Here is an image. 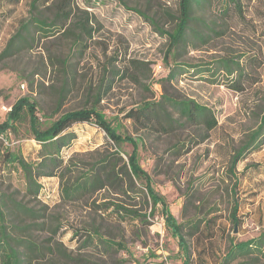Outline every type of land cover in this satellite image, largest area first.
<instances>
[{
    "label": "rangeland",
    "instance_id": "rangeland-1",
    "mask_svg": "<svg viewBox=\"0 0 264 264\" xmlns=\"http://www.w3.org/2000/svg\"><path fill=\"white\" fill-rule=\"evenodd\" d=\"M30 1L0 4V52L28 17ZM235 2L237 8L230 0L194 3L195 20L185 41L169 50L167 35L131 8L171 31L178 0H72L69 19L58 22L60 31L34 32L30 47L0 60V122L16 99L28 96L37 101L43 127L68 110L94 106L119 134L137 139L139 163L181 224L190 264H264V256L251 253L226 258L231 243L264 231V144L230 168L232 156L264 111V0ZM72 19H84L91 34L78 35L77 26L68 30ZM78 37L81 44L75 43ZM64 58L62 67L59 60ZM222 59L234 62H229V72ZM166 98L206 105L216 126L206 131L184 118L168 129L126 116L144 102L161 101L177 118ZM65 131L76 136L62 150L73 170L70 181L103 159L112 160L115 151L124 161L132 151L131 143L111 142L93 122H76ZM38 149L27 120L0 135V193L38 215L26 220L33 222L23 233L45 247L33 264H182L161 206L152 211L149 197L141 192L142 179L133 178L137 192L126 189L121 160H114L101 188L68 198L57 176L40 177L35 197L25 192L21 174L5 159L13 152L34 160ZM234 205L237 223L231 215ZM120 207L137 214L122 217ZM94 230L114 244L106 246Z\"/></svg>",
    "mask_w": 264,
    "mask_h": 264
},
{
    "label": "trees",
    "instance_id": "trees-1",
    "mask_svg": "<svg viewBox=\"0 0 264 264\" xmlns=\"http://www.w3.org/2000/svg\"><path fill=\"white\" fill-rule=\"evenodd\" d=\"M4 1L8 0H0V4ZM230 1L233 2L234 8H237L238 3H236L235 0ZM200 2L201 0H178L176 9L177 14L174 17L175 23L171 31L162 30L157 25L156 20H154L152 16L147 15L144 11L135 7L131 9L147 19L160 33L167 35L169 39V50H171L180 42L185 41L190 23L195 20L192 19L191 16L193 4H199ZM71 3L72 0H31L29 3L28 17L20 22L16 32L7 41L5 47L0 52V60L11 56L25 47H30L34 39V32H43L46 35L48 33L60 31L62 28L58 26V22L62 19L65 21L69 19L72 13ZM228 3L227 1V4ZM227 10L228 9H224L223 13H227ZM48 11L51 13V17L47 15ZM196 20L204 24V20L201 18ZM71 24L68 30H72L73 26H77L78 35L84 33L88 35L91 34V29L90 27H86L84 19L75 21L72 19ZM199 38L201 37L199 36ZM80 42L79 37L75 38V43ZM220 62L223 63L227 72L230 71L229 62L234 63L232 60L227 61L223 59L220 60ZM59 63L64 67L66 65V59L59 60ZM63 88L62 86V89L59 91L60 99L63 98ZM166 100L170 101L174 111L177 113V118L173 117L172 113L167 110L161 101L144 102L136 108H131L126 113V116L128 118L137 119L140 122L144 121L146 124L150 123L159 128H164V126H166L168 129L180 125L179 120L184 118L190 122L202 124L206 131L211 130L217 124V120L206 105L200 104L192 99L174 100L166 98ZM25 120H27L32 138L39 144L36 159L26 160L16 153L7 152L5 160L8 164H13V168L21 174L23 178V188L26 193L35 197L38 196L41 189L39 178L52 176H57L59 178L61 191L68 198L88 190L101 188L104 184V180L109 179L110 172H112V168H114L115 165L114 160H121L122 165L119 173L124 177L123 185L126 186L127 190L137 192L140 189L137 187L135 188L133 178L142 179L143 189H141V192L149 197L152 204V211L157 209V205L161 206L165 225L177 239L182 252V264H190L188 244L181 233V224L176 221L170 212L165 199L154 190L150 176L139 163L137 139L129 135L122 136L119 134L112 123L106 119L104 113L94 106L90 108L82 107L68 110L51 121L47 126L43 127V123L38 115L37 101L28 96L19 97L11 105L6 113L5 119L0 122V135L14 130L17 123ZM76 122H93L101 128L109 137L110 141L115 144H120L125 141L131 143L132 151L128 155L127 161H124L119 152L115 151L114 154H116V157L112 160H107L105 158L98 162L95 169H92V171L80 174L72 181L68 180L73 170H71L69 162L65 161L62 150L76 137L73 132L65 131L71 124ZM263 144L264 111L260 117L257 128L249 134L245 143L242 144L232 156L230 162L231 170L235 169L237 162L245 157L246 152L252 149H258ZM120 210H122V212L119 214H121L122 217L125 214H137L135 211L124 207H120ZM236 211L237 205H234L231 214L234 223L238 222ZM37 216L36 211L32 207H29L9 194L0 193V264H33L34 258L45 253V247H43L42 244H38L23 236V233L33 222L27 223L26 220H34ZM9 219L11 220L9 221ZM94 233L95 237L106 244V246L109 247L114 244L111 240L103 239L101 235L97 234L96 230H94ZM86 236L89 239L93 238L89 232H87ZM56 251L62 252V249L56 247ZM250 253L255 256H264V231L248 240L231 243L226 258L231 259L237 254Z\"/></svg>",
    "mask_w": 264,
    "mask_h": 264
}]
</instances>
